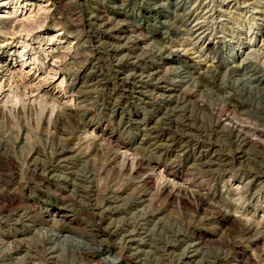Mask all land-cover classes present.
Listing matches in <instances>:
<instances>
[{
    "label": "rangeland",
    "instance_id": "1",
    "mask_svg": "<svg viewBox=\"0 0 264 264\" xmlns=\"http://www.w3.org/2000/svg\"><path fill=\"white\" fill-rule=\"evenodd\" d=\"M0 264H264V0H0Z\"/></svg>",
    "mask_w": 264,
    "mask_h": 264
},
{
    "label": "bare ground",
    "instance_id": "2",
    "mask_svg": "<svg viewBox=\"0 0 264 264\" xmlns=\"http://www.w3.org/2000/svg\"><path fill=\"white\" fill-rule=\"evenodd\" d=\"M251 140V139H250ZM127 244V243H126Z\"/></svg>",
    "mask_w": 264,
    "mask_h": 264
}]
</instances>
